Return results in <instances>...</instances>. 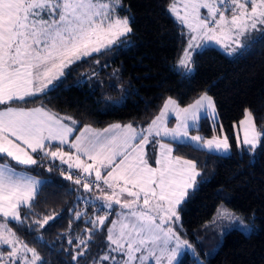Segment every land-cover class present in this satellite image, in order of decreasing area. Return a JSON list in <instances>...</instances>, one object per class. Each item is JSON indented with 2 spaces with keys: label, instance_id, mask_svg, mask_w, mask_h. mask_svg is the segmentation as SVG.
<instances>
[{
  "label": "snow or ice",
  "instance_id": "obj_1",
  "mask_svg": "<svg viewBox=\"0 0 264 264\" xmlns=\"http://www.w3.org/2000/svg\"><path fill=\"white\" fill-rule=\"evenodd\" d=\"M120 10L123 0H0V264H44L10 224L25 226L30 212L22 216V209L34 207L43 186L31 172L44 167L45 160L67 165L68 180H73L71 170H79L74 183L86 192L95 186L100 193L94 199L77 198L94 212L69 210L86 225L85 235L77 237L80 251L72 256L77 264L105 233L104 247L91 264H182L177 259L181 250L192 249L174 225L182 229L181 205L199 190L203 175L195 159L174 151L192 147L228 157L232 149L227 135L191 134L202 119L223 131L207 91L183 107L167 98L159 115L143 128L132 123L81 128L42 102L29 107L58 87L72 65L125 42L121 37L132 32V18L120 16ZM167 10L185 41L173 66L182 76L194 72L193 52L209 43L237 53L264 42V0H170ZM172 117L175 126L169 127ZM239 128L243 137L236 135L237 148L248 146L251 152L264 145V129L257 128L248 109ZM217 218L245 234L254 230L223 204L213 223ZM54 219L44 216L33 225L43 228Z\"/></svg>",
  "mask_w": 264,
  "mask_h": 264
},
{
  "label": "trees",
  "instance_id": "obj_2",
  "mask_svg": "<svg viewBox=\"0 0 264 264\" xmlns=\"http://www.w3.org/2000/svg\"><path fill=\"white\" fill-rule=\"evenodd\" d=\"M169 3L170 0H123L124 10L118 14L132 18V32L121 37L125 42L113 46L107 54H94L72 65L58 87L29 107L42 102L49 110L75 119L79 127L102 129L112 123L144 127L166 98L176 99L183 107L207 91L215 101L223 131L219 125L214 129L208 119H202L198 130L192 132L205 138L216 133L227 135L232 149L228 157L192 147L174 151V155L195 159L204 181L195 195L181 205L182 229L175 227L203 264H264V145H258L250 154L237 148L234 135V125L245 109L252 113L258 129L264 127V42L257 41L233 57L204 48L193 54V73L177 74L173 66L185 41L180 27L167 13ZM54 165L45 161L44 167L31 172L43 181V186L34 207L22 209V216L30 212L25 226L10 227L29 247L36 248L44 264H77L72 259L74 238L84 232L86 225L76 221L69 210L83 208L91 213L92 209L85 207L82 199L77 202L85 193L82 185L65 179L62 167ZM220 204L253 225L254 230L247 235L230 230L219 236L209 221ZM44 216L55 219L43 228L33 225ZM30 227L34 230L30 231ZM37 237L42 239L37 241ZM94 245H89L86 258H78L79 263L93 256ZM180 261L190 264L191 259L184 256Z\"/></svg>",
  "mask_w": 264,
  "mask_h": 264
},
{
  "label": "rangeland",
  "instance_id": "obj_3",
  "mask_svg": "<svg viewBox=\"0 0 264 264\" xmlns=\"http://www.w3.org/2000/svg\"><path fill=\"white\" fill-rule=\"evenodd\" d=\"M169 6V5H168ZM167 9H168V7H167ZM166 9V10H167ZM167 13H168V15L173 19V21L177 24V22L175 21V19L173 18V16L172 15H170V13L168 12V10H167ZM178 25V24H177ZM184 31L186 32L187 31V29H184ZM205 48H214V49H216V50H218L219 52H221L223 55H225L226 57H233L236 53H229V52H226V51H224L219 45H216V44H214V43H209V45L207 46V47H205ZM202 49H204V48H200V49H196L194 52H193V54L195 53V52H198V51H200V50H202ZM239 52V51H238ZM237 52V53H238ZM179 58V57H178ZM84 59V58H83ZM178 60V59H177ZM176 60V61H177ZM66 71V70H65ZM167 99V98H166ZM166 99L162 102V104H161V106H160V109H159V111H158V113L156 114V116L157 115H159V113H160V111L162 110V108H163V104H164V102L166 101ZM244 116H245V112H244V114H243V117L239 120V122L242 120V119H244ZM155 118V117H154ZM153 118V119H154ZM208 121H209V123H210V126L211 127H213L212 126V122H211V120H209L208 119ZM151 122V121H150ZM149 122V123H150ZM239 122L235 125V127H234V135H235V139H236V135L237 134H239V136H240V138L242 139V137H243V133H242V130L239 128ZM148 123V124H149ZM112 124H114V123H112ZM147 124V125H148ZM109 125H111V124H109ZM108 125V126H109ZM147 125H145L144 127H146ZM108 126H106V127H108ZM168 126L169 127H174L175 126V119H174V117H172V118H170L169 119V123H168ZM105 127V128H106ZM138 128H143V127H138ZM104 129V128H103ZM262 129H264V127L262 128ZM98 130H102V129H98ZM78 134V133H77ZM191 134L192 135H197V134H199V133H196V132H191ZM200 135V134H199ZM214 135H216V136H222L221 134L219 135V134H214ZM169 140H170V138H165L164 139V142H169ZM174 146H175V144H173V148H174ZM240 148H244L245 150H247L248 149V146H244V145H241V147ZM68 149H66L65 151H67ZM248 151V150H247ZM205 152H207L206 150H205ZM250 154H253L254 152H255V150L254 151H248ZM46 161H48V160H46ZM48 162H50V161H48ZM55 164H57L58 166H61L62 167V170H63V175L65 176L66 174H67V172L69 171L68 169H67V165H63V164H60V161L59 160H57V161H55L54 162ZM72 171V173H73V180L75 179V177H76V174L78 173V171L79 170H76V169H73V170H71ZM37 179V178H36ZM90 179H94V175H93V177H91ZM103 186V185H102ZM82 190H84L83 189V187L81 188ZM85 191V190H84ZM87 193V194H86ZM98 195H100V193H99V191L95 188V186H93V188H92V191H90V192H86L85 191V193H83V198H86V199H94L96 196H98ZM81 202H83V204L85 205V207L87 206L85 203H84V200L82 199V201ZM220 205H222V204H220ZM219 205V206H220ZM114 207H117V210H118V206H114ZM80 211H85L83 208L80 210ZM95 211V209H92V212H94ZM217 216V209H216V211H215V214L212 216V218L210 219V221H209V225L211 226V227H213V228H215V230L218 232V234H219V236H221V232H223V233H225V232H227V231H230V230H236V229H234L233 227H231L230 226V221L229 220H227V219H221V218H217L216 220H215V223H213V219H214V217H216ZM114 217H110V219H113ZM241 218V217H240ZM242 219V218H241ZM243 220V219H242ZM244 221V220H243ZM246 224H249V225H251L250 223H247L246 221H244ZM174 227H175V225H174ZM239 231V230H238ZM242 232V231H241ZM242 233H244V232H242ZM245 234V233H244ZM85 235V232H83L81 235H77V236H75V238H74V241H75V246H73V255H75L78 251H80V249L79 248H77L76 247V244H77V237H83ZM105 235H106V233H105ZM105 235H103L102 237L101 236H97L96 238H98L95 242H94V246H93V251H94V253H93V256L92 257H90L89 258V256L87 257V259L83 262V263H79V264H91V261H92V258L94 257V256H96L98 253H101V251H102V249H103V247H104V241H105ZM247 235V234H246ZM182 251V253H183V255H178V257H177V259L178 260H180L181 258H183L184 256H188L190 259H191V261H190V264H203V261H202V259L199 257V255L198 254H196L195 252H193V248L192 249H182L181 250ZM31 254L29 253V256H30Z\"/></svg>",
  "mask_w": 264,
  "mask_h": 264
},
{
  "label": "crops",
  "instance_id": "obj_4",
  "mask_svg": "<svg viewBox=\"0 0 264 264\" xmlns=\"http://www.w3.org/2000/svg\"><path fill=\"white\" fill-rule=\"evenodd\" d=\"M82 128V127H81ZM103 129V128H102ZM67 149V147L65 146V150ZM46 161V160H45ZM36 178V177H35ZM38 179V178H37ZM39 180V179H38Z\"/></svg>",
  "mask_w": 264,
  "mask_h": 264
}]
</instances>
